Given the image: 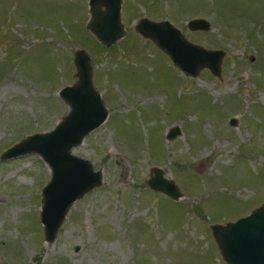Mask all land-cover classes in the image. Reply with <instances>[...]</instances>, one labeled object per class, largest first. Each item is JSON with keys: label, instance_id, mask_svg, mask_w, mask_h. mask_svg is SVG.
Segmentation results:
<instances>
[{"label": "rangeland", "instance_id": "1", "mask_svg": "<svg viewBox=\"0 0 264 264\" xmlns=\"http://www.w3.org/2000/svg\"><path fill=\"white\" fill-rule=\"evenodd\" d=\"M88 1L0 0V155L67 115L58 94L76 81V50L107 110L72 150L102 183L52 243L39 220L49 168L36 154L0 160V264H226L211 226L264 204V0H122L125 36L109 48L86 29ZM142 18L223 51L220 78L182 74L135 31ZM151 168L177 201L148 187Z\"/></svg>", "mask_w": 264, "mask_h": 264}, {"label": "water", "instance_id": "2", "mask_svg": "<svg viewBox=\"0 0 264 264\" xmlns=\"http://www.w3.org/2000/svg\"><path fill=\"white\" fill-rule=\"evenodd\" d=\"M122 0H89L86 29L102 47L109 48L125 36L121 22ZM192 31L208 32L210 24L192 19L187 24ZM135 31L150 40L185 76L197 77L202 69L220 78L224 52L207 50L187 41L168 21L152 22L142 18ZM252 60V59H251ZM75 83L59 91V98L68 106V113L49 132L30 135L0 155L5 161L26 154H36L50 170V179L42 189L40 223L44 240L52 243L73 203L99 187L103 176L92 164L72 154L83 139L106 119L107 110L92 82L89 56L76 50L73 57ZM229 125L236 126L231 119ZM179 135L171 131L167 140ZM148 187L174 201L182 194L173 181L163 177L157 168L150 169ZM212 237L226 264H264V204L245 217L224 225L211 226Z\"/></svg>", "mask_w": 264, "mask_h": 264}]
</instances>
